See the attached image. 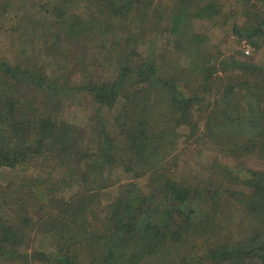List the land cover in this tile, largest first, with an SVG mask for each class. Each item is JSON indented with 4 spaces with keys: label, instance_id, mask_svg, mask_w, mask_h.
<instances>
[{
    "label": "trees",
    "instance_id": "trees-1",
    "mask_svg": "<svg viewBox=\"0 0 264 264\" xmlns=\"http://www.w3.org/2000/svg\"><path fill=\"white\" fill-rule=\"evenodd\" d=\"M80 1L85 4V18L72 14L59 24L65 26L67 37L87 35L94 29L100 34L112 35L116 26H119L117 32L124 34L112 55L104 52L105 59L112 56L114 60L111 64L113 78L92 82L88 72L85 84L75 90L91 98L97 121L95 124L90 121L88 136H84L81 144L80 136L85 131L73 124L60 122L56 125L50 116H42L33 123L27 117L33 104L27 100L25 107L23 101L14 96L15 87L10 83L22 82L28 89L38 88L46 92V98L57 97L59 86L55 82L51 84L31 65H11L0 59V86L2 82H9L3 92L13 95L9 105L0 103V167L24 165L33 160L34 155H39L42 148L63 153L60 160L65 161L70 170L58 171L62 179L50 190L47 188L49 192H40L38 201L43 202L45 196L51 197L54 188L69 187L73 183L81 188L89 185V181L93 182L88 180L91 173L97 172V182L104 183L105 178L101 177L103 174L99 176V171L106 165L115 169L120 162L125 163L120 156L116 157L117 148H127L130 161L124 168L137 173L136 176L138 170L149 168L148 191L145 193L136 184H125L122 194L111 202L99 221L93 217L91 207L96 190L85 188L67 200L47 201L56 204L55 212L49 217L40 216L34 223L46 225L43 233L56 236L58 248L53 254L40 251L28 254L16 253V249L6 245L16 247L11 243H21L32 231L27 204L31 194L26 186L34 189L32 185H37L38 180L0 189V255L22 260L23 257L28 260L42 256L40 258L50 264H264V169L224 166L217 176L229 184L212 180L210 185L211 179H207L203 186L201 183L191 187L176 176L173 178L174 170L171 173L164 167L166 154L183 135L177 129L189 128L194 134L196 128L191 125L196 98L180 89L186 83L185 72L190 70L185 69V65L180 66L173 56H182L187 60L186 67L190 63L192 71L198 76L204 75L205 78H200L201 84L204 79L205 84L208 81L219 87L217 95L222 98L215 100L216 104L207 115L210 121L205 124L204 136L223 150L231 148L235 153L241 151L243 155L264 161V64L252 65L230 59L227 65L224 62L222 65L225 76L213 78L207 67L205 39L192 32L194 20L214 23L219 16L226 24L230 20L231 31L238 39L257 49L264 44V0H239L251 14L247 15L245 10L236 19L235 9L228 15L223 13L220 0H168L167 4L160 0L158 4L155 0ZM150 19L159 22L154 26L160 30L161 42H158L159 47L154 45L148 54L142 55L139 44L145 32L142 33L141 25L144 23L146 29ZM30 20L24 15L23 21L16 26L20 33L22 31L21 36L28 23H36L43 33H49L47 20L38 23ZM112 20L117 24L111 23L110 27L108 22ZM131 23H136L137 30L130 28ZM58 42L49 46L59 49ZM235 70L242 75H235ZM66 90L62 92L67 93ZM121 101V108H117ZM236 103V109L242 110L231 116L226 110ZM42 106L48 107L45 103ZM223 107L224 116L217 120L216 114ZM20 108L26 109L25 114ZM106 112L112 114L111 119L106 118ZM124 121L125 129L117 130L116 137L106 129L112 122L122 125ZM2 127L4 130L6 127V131H1ZM31 128L36 129L35 133L32 134ZM94 133L97 135L94 138L96 152L90 156L88 149L79 148L91 147L90 136ZM83 160L85 171L80 174L77 169L82 171V168L77 162ZM59 182L61 184H57ZM42 185L49 183L45 180ZM233 213L239 215L237 222L232 219Z\"/></svg>",
    "mask_w": 264,
    "mask_h": 264
},
{
    "label": "rangeland",
    "instance_id": "rangeland-1",
    "mask_svg": "<svg viewBox=\"0 0 264 264\" xmlns=\"http://www.w3.org/2000/svg\"><path fill=\"white\" fill-rule=\"evenodd\" d=\"M160 1L164 4L168 3V0ZM220 1L223 5L221 6L223 13L225 12V14H227L235 9V19L239 18V13L245 12V10H247V15L251 14V10L241 5L242 3L239 2V0ZM155 2L157 3V0H155ZM84 6L85 4L80 0H0V59L9 62L11 65L18 64L22 67L29 65L33 66L36 71L46 76L51 84L54 82L57 83L60 90L57 97L46 98V92L39 91L38 88L35 90L34 88L28 89L22 82L16 85L10 83V85L15 87L13 88L15 90L14 92H16L14 96H17L16 98L23 101L22 104L25 107L27 106V100L33 104L31 114L27 115L28 118L34 121L33 123H37L36 120H39L42 116H50L55 120V123H57L56 125L60 122H67L73 124L77 128L79 127L82 131L84 130L85 132L80 136V144L84 143L82 142L84 136H88L87 128L90 121L92 120L95 124L97 120L95 118V111L92 106L91 98L87 95H82L83 93L81 92H75V90L78 86H81V84H85L84 82L87 81L86 74L88 72L90 73V80L92 82L96 80H99V82L100 80L106 81L113 78V67L111 64L114 60H112V56L105 59L104 52L112 55L116 43L120 40L122 41L124 36L123 33L117 32L119 26H116V29L114 28L115 33H112V35L107 33L100 34L94 29L93 32L90 31L87 35L80 34L79 37H77L76 34H71V37H67L65 26H60L59 24L61 21H67V18L72 14L74 16H81L84 19L86 16ZM155 11H157L156 7ZM62 12V16L64 15L63 17L61 16ZM24 15L25 18L27 16L29 19L33 20V22L37 21V23L47 20L46 27L49 29V33H43V30H41L42 27L38 26L36 23V25L28 23V28L23 30L24 34L21 36L20 34H22V31L20 33V30H17L16 26L20 25V22L23 21ZM95 16L94 18H97V15ZM218 17L216 18L217 21L214 23H210V21H206L205 19H196L192 24V32L200 34L205 39V45L208 47L206 58L209 60L207 67H210L211 70L208 71H211L212 77L216 79L223 78L225 76L223 73V62L227 65L226 63H229L230 59L234 61H245L252 65L264 64V44L254 49L247 41L238 39L236 35L232 33L229 19L226 24L223 18ZM111 23L117 24L116 21L112 20L108 22L110 27ZM156 23H159L156 19H150L149 23L146 25V29L144 23L141 25L142 33L145 32L143 41L139 44V51L142 55L148 54L152 46H160L161 33H159L160 30L155 28L154 24ZM161 23L162 22H160V24ZM135 24L136 23H131L130 28L137 30ZM96 25H100V22ZM19 36L21 37L19 38ZM55 37L56 41H59V49L49 46L56 42ZM174 59L179 61L180 66L185 65L184 68L190 70L185 72L184 75L186 83L179 85H181V90L190 93L192 97L196 98V103H194L192 107L191 122V125L194 124L196 128L194 134L191 133L189 128L184 129L183 127L177 129V131L179 130L183 135L178 138L174 148H170L171 150L166 154L167 157L165 161L167 162L164 164V167L169 169V172L172 173L174 170L175 174L174 176L172 175V177L175 178L176 176L179 180L185 181L189 186L193 187L201 183L203 186V182L207 179H211L210 185L212 180H214L213 182L219 181L221 183H228L227 181L219 180L221 178L217 175L220 172V167L242 166L250 170L264 169V161L259 159V157L257 158L248 154L243 155L241 151L235 153L231 148H225V150H223L218 144H215L213 140L204 136L207 131L205 124L210 121V116L208 117L207 115L216 104L215 100L218 101V98H222L220 94L217 95L219 87L207 80L205 84L204 79H202L203 83L201 84L202 81L200 78H205L204 75L198 76L192 71L193 65H190V63L189 67H186L187 60L182 56H180V58L173 56V60ZM230 71L232 72V70ZM228 73L230 72L226 71V74ZM202 74H205V71ZM234 74L239 76L241 73L235 70ZM2 83L3 84L0 86V90L2 91L0 103L9 105L13 99V95L10 96V93L3 92L5 91L6 84L8 85L9 82ZM64 89H67V93L62 92ZM43 103L47 104L48 107H43ZM122 104V101L118 103L117 108H121ZM237 104L238 103L234 104L235 106L230 107V110L228 109L226 112L231 116L239 114L242 109L240 108V111H238L239 107L236 109ZM225 105L226 103H224V106ZM19 110L24 114L26 112L25 108H20ZM224 110L225 108L216 114L217 120L223 118ZM92 115L93 118L90 119ZM25 116L26 115H24L23 118H25ZM111 117L112 114L106 112V118L111 119ZM125 125V121L122 125L119 123L113 124L112 122L106 129L115 135L117 130L121 128L125 129ZM3 128L4 127H2L1 131H6V127L5 130ZM31 130L33 134L36 129L31 128ZM98 131H100V129ZM95 134L96 133L90 136L92 143L89 142V146L91 147L79 148L81 150L88 149L87 153L90 154V156L92 154L94 155V152H96V141L94 138L97 135ZM189 135H191V137ZM187 136H189V138ZM117 149L119 153L116 157L120 156L121 160L126 162H120L119 166L115 167V169H111L109 165L104 166V169L99 171V176L103 174L101 177L105 178L104 183L97 182V172L91 173L88 180H93V182L89 181V185L81 188V185L78 186L76 183H73V185L69 187L61 186L54 188L55 191L52 193L51 197L49 195L45 196L43 202L38 201V199L40 200V192H49L50 188L54 187L55 182L62 179V175H59L58 171L63 173L66 170H70L67 168L68 165H65V161L60 160L63 153H60L57 149L48 151V148L47 150L46 148H42L39 155H34L32 158L33 160L24 165L16 164L13 168L0 167V189H7L12 185H24L26 183L28 184L30 181L38 180L37 185H32L35 187L34 189H31V186L27 187L25 185L29 194H31V198L27 204L30 206L29 216L32 222V231L25 236L21 243H11L15 244L16 247H13L14 245H10L9 243L6 246H11L16 249V253L24 251L30 254L40 251L44 254H53L56 252V248H58L56 245L58 242L56 240L57 237L43 233L46 225L41 224L39 226L38 223H34L40 216L49 217L52 212H55L53 208L56 204L52 202L47 203V201L51 199L67 200L74 197L78 192L82 193L85 188H90V190L93 191L96 190L91 207L94 210L92 214L93 217L99 221L101 220L100 217L107 213L108 206L111 202L122 194L121 188L125 184L132 183L139 185L144 192L147 193L148 189L146 185L149 180L150 169L143 168L141 171L138 170L137 176V173L135 174L133 171H126L124 167L129 160L128 151H126L127 148ZM83 162L84 160L82 163L77 162V166L82 168V171L77 169V173L81 174L85 171ZM45 180L49 185H42ZM57 184L61 183L59 182ZM229 187L233 188L231 185ZM47 188H49L48 191ZM36 194H38V197ZM235 214L237 213L231 215H233L232 219L237 222L239 220V215ZM33 224L35 226H33ZM40 257L42 256H35V258H30L28 260L23 257L22 260L21 257L14 258L13 256L0 255V264H50ZM22 261L25 262L22 263Z\"/></svg>",
    "mask_w": 264,
    "mask_h": 264
}]
</instances>
